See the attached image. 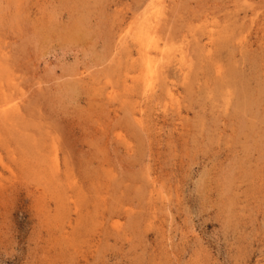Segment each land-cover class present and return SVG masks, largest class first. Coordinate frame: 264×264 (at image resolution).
I'll list each match as a JSON object with an SVG mask.
<instances>
[{"label":"rangeland","instance_id":"1","mask_svg":"<svg viewBox=\"0 0 264 264\" xmlns=\"http://www.w3.org/2000/svg\"><path fill=\"white\" fill-rule=\"evenodd\" d=\"M0 129V264H264V0H0Z\"/></svg>","mask_w":264,"mask_h":264},{"label":"bare ground","instance_id":"2","mask_svg":"<svg viewBox=\"0 0 264 264\" xmlns=\"http://www.w3.org/2000/svg\"><path fill=\"white\" fill-rule=\"evenodd\" d=\"M148 1H150V0H148ZM153 1H155V0H153ZM162 2V1H161ZM165 2V1H164ZM164 2H162V3H164ZM184 2H185V0H184ZM178 3V2H177ZM160 4V3H159ZM176 4V3H175ZM149 5H151V9L153 10V11H155V5L153 4H149ZM180 5V4H179ZM196 5V4H195ZM157 6V5H156ZM167 6V5H166ZM176 6V5H175ZM186 6V5H185ZM160 9V8H159ZM174 9H175V7H174ZM149 10V9H148ZM147 10V11H148ZM161 10V9H160ZM152 11V12H153ZM238 11V10H237ZM156 12H157V10H156ZM160 12V11H159ZM145 13V12H144ZM156 14V13H155ZM165 14V13H164ZM148 15V14H147ZM159 15V14H158ZM164 16V15H163ZM214 17V16H213ZM149 18H151V16L149 17ZM238 18V17H237ZM155 19V18H154ZM159 19H161V17L159 18ZM163 19V18H162ZM214 19V18H213ZM225 19H227L226 17H225ZM232 19H233V17H232ZM175 20V19H174ZM124 21V20H123ZM154 21H156V20H154ZM229 21V20H228ZM230 21H234V20H230ZM52 22V21H51ZM155 23V22H154ZM163 23V22H162ZM228 23V22H227ZM150 24H151V22H150ZM156 24V23H155ZM154 25V24H153ZM159 25V24H158ZM168 25V24H167ZM110 27V26H109ZM108 27V28H109ZM228 27V26H227ZM227 27H225V28H227ZM150 28H152V26L150 25ZM162 28V27H161ZM229 29H230V27H229ZM229 29H227V30H229ZM131 30V29H130ZM223 30V29H222ZM186 31V30H185ZM110 32V31H109ZM223 32V31H222ZM225 32V31H224ZM229 32H230V30H229ZM152 33V32H151ZM183 33V32H182ZM142 34V33H141ZM83 35V34H82ZM150 35V34H149ZM115 36V35H114ZM143 36V35H142ZM152 36V35H151ZM150 36V37H151ZM214 36V35H213ZM149 37V38H150ZM172 37H173V35H172ZM199 39V38H198ZM152 40V39H151ZM150 43H151V41L150 40H148V42L146 41V42H144V39L142 38L141 39V41H140V46L142 47V49L145 51L144 52V54H145V56H144V59H145V66H146V69H147V72H146V75L147 76H151L153 73H154V69H153V65H152V61L150 60V58L148 57V53H149V51H148V49H149V45H150ZM213 43V42H212ZM211 45V44H210ZM209 45V46H210ZM183 46V45H182ZM235 47V46H234ZM203 53V52H202ZM201 53V54H202ZM150 54V53H149ZM152 54V53H151ZM190 54V53H189ZM200 54V55H201ZM170 55V54H169ZM191 55V54H190ZM135 56V55H134ZM168 58V57H167ZM235 58V57H234ZM230 59V58H229ZM205 60V59H204ZM183 63V62H182ZM244 64V63H243ZM169 65V64H168ZM156 68H158V67H156ZM200 68V67H199ZM204 72V71H203ZM232 73V72H231ZM233 75V74H232ZM160 77V76H159ZM72 82V81H71ZM83 82H84V80H83ZM89 82V81H88ZM74 83V82H73ZM90 83V82H89ZM235 85V84H234ZM233 85V86H234ZM223 86V85H222ZM71 87V86H70ZM73 87H74V85H73ZM76 88H77V86H76ZM236 88V87H235ZM84 89H85V87H84ZM172 90V89H171ZM88 91V90H87ZM173 91V90H172ZM243 91V90H242ZM249 91V90H248ZM163 92V91H162ZM235 93V92H234ZM244 93H245V91H244ZM246 93H247V91H246ZM182 94V93H181ZM80 98V97H79ZM182 99V98H181ZM79 100V99H78ZM184 101V100H183ZM92 104V103H91ZM254 104V103H253ZM92 107V106H91ZM144 109V108H143ZM134 121V120H133ZM141 121V120H140ZM135 123V122H134ZM2 124H3V122H2ZM134 125V124H133ZM141 125V124H140ZM143 125V124H142ZM134 128V127H133ZM1 130V129H0ZM88 141V140H87ZM150 167V166H149ZM155 169V168H154ZM150 173V172H149ZM134 175V174H133ZM134 177V176H133ZM141 179V178H140ZM119 182V181H118ZM153 188V187H152Z\"/></svg>","mask_w":264,"mask_h":264}]
</instances>
